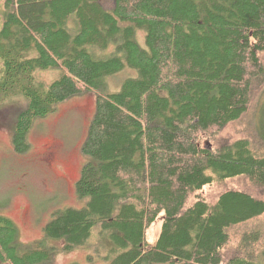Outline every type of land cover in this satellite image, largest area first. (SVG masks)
<instances>
[{
  "label": "trees",
  "instance_id": "trees-1",
  "mask_svg": "<svg viewBox=\"0 0 264 264\" xmlns=\"http://www.w3.org/2000/svg\"><path fill=\"white\" fill-rule=\"evenodd\" d=\"M107 1L0 0V107L25 101L12 127L15 153L58 105L95 93L75 182L83 206L56 212L42 239L25 246L0 216V264L49 263V241L71 252L94 230L110 243L108 264H264L256 234L228 251V231L261 217L264 200L234 189L213 202L199 194L236 177L264 190V151L222 135L263 80L264 0ZM125 68L137 76L108 92L106 78ZM47 71L59 75L45 85L37 75ZM160 216L149 244L146 230Z\"/></svg>",
  "mask_w": 264,
  "mask_h": 264
},
{
  "label": "rangeland",
  "instance_id": "rangeland-1",
  "mask_svg": "<svg viewBox=\"0 0 264 264\" xmlns=\"http://www.w3.org/2000/svg\"><path fill=\"white\" fill-rule=\"evenodd\" d=\"M110 4L108 0L105 6L110 8ZM144 37L143 31L136 33V40L142 48H145ZM112 51L113 47H110L106 54ZM261 62L263 80L253 83L246 113L240 121L228 125L222 134L230 140L246 139L251 150L257 154L264 151V144L259 139L260 133L264 134V53ZM58 75V71H47L37 76L43 84L48 85ZM136 76L135 70L125 68L106 78L108 92L119 91L125 80ZM24 107L25 101L18 98L0 107V216L13 222L17 242L23 246L42 239L45 224L56 212L67 207L83 206L84 202L75 193V182L86 161L81 148L94 114L95 93L91 91L72 97L58 105L46 119L37 121L27 136L28 150L24 154H17L12 147V127L17 114ZM226 189L246 191L264 200V190L253 185L246 177L205 187L199 194L207 202H213L217 194ZM161 223L160 216L146 230L147 243L156 241ZM248 232L257 235L253 249H263L264 214L246 226L228 231V251H234L241 237ZM49 245L54 251L49 263L45 264H108L103 258L110 243L105 238H98L97 230L93 231L85 247L71 252L61 250L62 241H49Z\"/></svg>",
  "mask_w": 264,
  "mask_h": 264
}]
</instances>
